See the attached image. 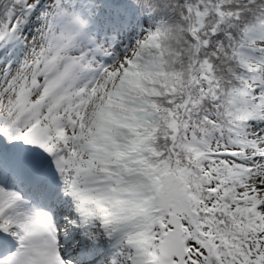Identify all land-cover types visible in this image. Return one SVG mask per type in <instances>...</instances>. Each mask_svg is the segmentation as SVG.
Instances as JSON below:
<instances>
[{
  "label": "snow or ice",
  "instance_id": "obj_1",
  "mask_svg": "<svg viewBox=\"0 0 264 264\" xmlns=\"http://www.w3.org/2000/svg\"><path fill=\"white\" fill-rule=\"evenodd\" d=\"M0 264H264V0H0Z\"/></svg>",
  "mask_w": 264,
  "mask_h": 264
}]
</instances>
